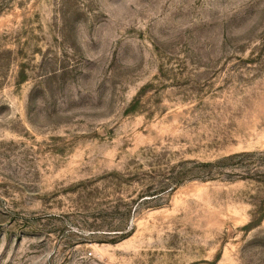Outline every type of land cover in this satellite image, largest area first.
I'll use <instances>...</instances> for the list:
<instances>
[{
	"label": "rangeland",
	"instance_id": "obj_1",
	"mask_svg": "<svg viewBox=\"0 0 264 264\" xmlns=\"http://www.w3.org/2000/svg\"><path fill=\"white\" fill-rule=\"evenodd\" d=\"M0 264H264V0H0Z\"/></svg>",
	"mask_w": 264,
	"mask_h": 264
},
{
	"label": "trees",
	"instance_id": "obj_2",
	"mask_svg": "<svg viewBox=\"0 0 264 264\" xmlns=\"http://www.w3.org/2000/svg\"><path fill=\"white\" fill-rule=\"evenodd\" d=\"M23 81V80H21ZM253 155L252 152H240V153H234V154H230L227 156H223L219 159H216L214 161H205V162H192L191 163V171H197V174L201 180H208V179H213L216 176L222 175L223 173V169H226L228 167V165H239V164H243L245 161L249 162L251 161L253 158L251 157ZM235 161V162H233ZM245 162V163H247ZM184 173L186 174V172L181 173L182 175H184ZM179 174V175H181ZM179 175L175 176L178 177ZM173 178V179H177V178ZM163 184H161L159 187H145V190L142 192V197H145L143 199L140 200L144 201V200H151V199H155L157 197H159L161 194H163L164 192L170 191L172 190L173 187L168 186V187H162ZM262 212V210H260V213ZM260 218L251 224V226H254L256 224H258ZM119 234L125 236L124 234L127 231H123V230H119L118 231ZM116 234V233H115ZM122 236V237H123Z\"/></svg>",
	"mask_w": 264,
	"mask_h": 264
}]
</instances>
